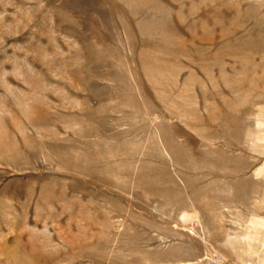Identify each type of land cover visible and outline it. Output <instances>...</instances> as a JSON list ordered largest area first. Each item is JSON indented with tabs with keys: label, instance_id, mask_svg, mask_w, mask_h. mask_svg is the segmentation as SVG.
Returning a JSON list of instances; mask_svg holds the SVG:
<instances>
[{
	"label": "rangeland",
	"instance_id": "374dc122",
	"mask_svg": "<svg viewBox=\"0 0 264 264\" xmlns=\"http://www.w3.org/2000/svg\"><path fill=\"white\" fill-rule=\"evenodd\" d=\"M263 241L264 0H0V264Z\"/></svg>",
	"mask_w": 264,
	"mask_h": 264
},
{
	"label": "bare ground",
	"instance_id": "6f19581e",
	"mask_svg": "<svg viewBox=\"0 0 264 264\" xmlns=\"http://www.w3.org/2000/svg\"><path fill=\"white\" fill-rule=\"evenodd\" d=\"M255 235H257V234H255ZM255 235H254V236H255ZM261 237H262V236H261ZM256 240H257V239H256ZM253 242H254V241H253ZM261 242H262V241H261ZM263 242H264V241H263ZM262 264H264V262H263Z\"/></svg>",
	"mask_w": 264,
	"mask_h": 264
}]
</instances>
